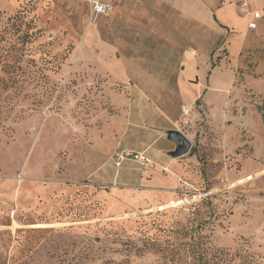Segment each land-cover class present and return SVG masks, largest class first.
<instances>
[{"label":"rangeland","instance_id":"rangeland-1","mask_svg":"<svg viewBox=\"0 0 264 264\" xmlns=\"http://www.w3.org/2000/svg\"><path fill=\"white\" fill-rule=\"evenodd\" d=\"M90 1L0 0V264H264V0H111L95 25ZM185 50L233 74L222 129L219 104L213 131L200 101L181 110ZM133 90L201 115L207 142L177 158L199 151L196 190L164 200L79 167Z\"/></svg>","mask_w":264,"mask_h":264},{"label":"crops","instance_id":"crops-1","mask_svg":"<svg viewBox=\"0 0 264 264\" xmlns=\"http://www.w3.org/2000/svg\"><path fill=\"white\" fill-rule=\"evenodd\" d=\"M99 1L110 3L111 0ZM175 5L184 12L189 7L186 0H179ZM91 28L88 33L92 35L94 28L89 32ZM233 79V74L228 69L222 66H212L205 52L185 50L181 53L180 69L176 74L175 86L183 106H187L189 111L195 107L198 101L201 102L202 107L207 109V122L211 126L209 129L213 131L216 129L215 115L213 114L215 105L219 104L220 106L221 112L217 126L222 129L226 126L225 105L229 101L228 99L213 98L220 94L224 95L232 85ZM192 80L195 82L192 83ZM202 90L205 91L204 96L208 97L207 99H203ZM132 92V96L128 98L129 110L126 112L124 121L121 123L114 121L115 125L109 123L102 125L104 142L95 143L100 145L98 150L92 149V151L85 152L82 149V154L78 159L79 167L82 171L89 172L88 176L93 183L110 185L115 182L122 186L139 187L146 194L153 196L161 194L159 198L164 200L169 199V196L176 191L181 192L189 188L196 190L197 185L202 181V166L198 162L199 151L198 154L190 155L184 159L171 158L168 153L175 149V145L167 140L166 133L175 130L184 135L191 143L194 141L199 145L206 143L207 137H205L203 129L206 125L202 124L201 115L199 112L192 111L187 117L172 119L153 101L147 99L143 93L134 90ZM113 135H115V139H113ZM114 148H117L115 152L129 151L142 154L149 163L142 166L126 161L131 162L133 166L128 168L125 166L126 162L116 166L113 157L109 160V155ZM217 151L220 153V149ZM109 166L116 170L124 167L123 170L126 172L119 176L115 171L109 179L107 170V168L110 169Z\"/></svg>","mask_w":264,"mask_h":264},{"label":"built area","instance_id":"built-area-1","mask_svg":"<svg viewBox=\"0 0 264 264\" xmlns=\"http://www.w3.org/2000/svg\"><path fill=\"white\" fill-rule=\"evenodd\" d=\"M89 17H90V23L96 24L101 18L107 17L111 12V6L109 3H106L104 1H90L89 3ZM260 19V15L258 12L253 13L252 20L253 22L250 23L248 26L249 29H255L256 27V21ZM182 112L186 114L189 109L187 106H183L181 108ZM114 162L116 166H120L123 162L131 161L134 163H138L142 166L149 163L148 159L139 153H133L129 151H119L115 152L113 155ZM209 194V193H207ZM207 194H202L203 196H207Z\"/></svg>","mask_w":264,"mask_h":264},{"label":"water","instance_id":"water-1","mask_svg":"<svg viewBox=\"0 0 264 264\" xmlns=\"http://www.w3.org/2000/svg\"><path fill=\"white\" fill-rule=\"evenodd\" d=\"M166 135L167 140L175 145V149L168 153L171 158L176 159L189 152L190 142L179 131H168Z\"/></svg>","mask_w":264,"mask_h":264}]
</instances>
